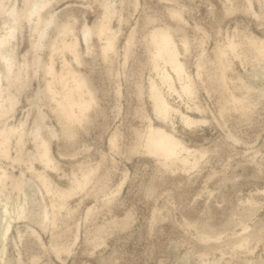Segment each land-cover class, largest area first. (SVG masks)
<instances>
[{
    "label": "rangeland",
    "instance_id": "rangeland-1",
    "mask_svg": "<svg viewBox=\"0 0 264 264\" xmlns=\"http://www.w3.org/2000/svg\"><path fill=\"white\" fill-rule=\"evenodd\" d=\"M38 1L4 0L13 16L0 8V36L15 28L4 46L12 68L0 56V175L17 180L0 179L1 198L11 211L26 208L0 236V264H264V62L244 52L247 39H264V0H41L37 15ZM104 22L110 31L86 43L84 29ZM159 28L171 31L195 91L189 100L165 87L167 119L149 93L151 78L160 84L150 42ZM111 33L116 49L105 54ZM68 43L78 45V60ZM62 69L82 74L95 97L71 134L56 110L74 85L71 74L56 78ZM176 110L207 122L189 128ZM150 126L174 134L197 160L184 164L180 155L165 165L148 152ZM57 188L76 193L61 206ZM237 236L248 238L244 249Z\"/></svg>",
    "mask_w": 264,
    "mask_h": 264
},
{
    "label": "bare ground",
    "instance_id": "bare-ground-1",
    "mask_svg": "<svg viewBox=\"0 0 264 264\" xmlns=\"http://www.w3.org/2000/svg\"><path fill=\"white\" fill-rule=\"evenodd\" d=\"M47 1V0H46ZM45 1V2H46ZM39 2H41V0L40 1H38L37 3H36V6H35V10H34V13L35 14H37V13H39V9H38V7H39ZM44 2V1H43ZM42 6V5H41ZM2 7V10H4V12L6 13V14H8L9 12V14L10 15H14L16 12V10H15V8H13V9H11L10 11L7 9V8H4V0H0V8ZM176 13H178V12H176ZM179 14V13H178ZM16 15V14H15ZM38 15V14H37ZM8 16V15H7ZM50 21V20H49ZM49 21H47L48 23H49ZM6 23V22H5ZM108 22H106V24H105V22L102 24V23H100V24H102V25H98L100 28L98 29V28H96L97 30H92V29H89V28H87V29H84V35H83V37H85V42L86 43H88L89 42V39H90V37H92V33L94 32V34H95V31H97V34H99V36H102L103 37V34H105V33H108L109 31H110V27H109V23L107 24ZM66 25V24H65ZM63 26V25H62ZM68 26V25H67ZM67 26H65V27H67ZM97 26V27H98ZM13 27V26H12ZM11 28V27H10ZM9 28V30H10V32H8V34H6V35H4V36H0V56L4 59H2L4 62H6L7 61V63H8V65H7V67H8V69H10V68H12V67H10L11 65H12V61H11V58L10 57H8V55H7V53H6V45H8L9 43H10V38L14 35V30L13 29H15V28H13V29H10ZM60 28H61V26H60ZM72 28V27H71ZM71 28H70V30H71ZM67 29H69V27H67L65 30H67ZM160 29V28H159ZM157 30V29H154L155 31L152 33V35L150 34V36H151V40H150V42L151 43H153V44H155V48H156V50H155V53L154 54H152V56H153V64H154V70H156V72H157V74H158V77H159V80H160V84L156 81V79H154V78H151V83H150V97H151V99H152V101H153V107H154V111L156 112V114L158 115V116H160V117H162V118H164V119H167L168 117H169V115H170V113L172 112V110H173V108H172V105H170V103H169V101H168V97H167V93L164 91V88L165 87H167L168 88V94L169 93H174V94H178V97L180 96L181 98L182 97H187V98H189V100L192 98V97H194V93H195V91H194V86L193 85H191L192 83L190 82V81H192V80H190L189 81V83L190 84H188L187 82H188V80L189 79H186V78H184V76L186 75L185 74V64L180 60V50H179V47H178V45H177V43H175V39L173 38V35L171 34V31L170 30ZM62 30H63V28H62ZM63 32H65V31H63ZM66 32H69V31H66ZM41 34V33H40ZM41 35H43V34H41ZM106 36V35H105ZM117 36V35H116ZM118 37V36H117ZM255 38H253L252 37V39L250 38L249 39V41H248V39H247V42L245 43V48H246V50L244 51V52H246L247 53V57H250V58H248V59H255L256 61H260V62H264V39L263 40H261V39H259V38H256V39H258V40H254ZM246 40V39H245ZM78 41V40H77ZM76 41V42H77ZM66 42V41H65ZM79 42V41H78ZM115 43H116V37H115V35L113 36L112 35V33H111V36H109L108 37V39H107V41L105 42V45L104 46H102V48H103V51H104V53L106 54H108L110 51H112V50H114V49H116L115 47ZM184 44V47L185 46H187V44L185 43V42H183ZM89 44V43H88ZM128 44V43H127ZM40 45V42L39 43H37L35 46H39ZM64 45V44H63ZM77 45V44H76ZM76 45L75 44H73V43H68V44H66V46H65V49H69L70 51L69 52H71L72 54H73V56L75 57V58H77V60L79 59V50L77 49V47H78V45H77V47H76ZM230 45V44H229ZM5 46V47H4ZM234 46H235V44L232 46L233 48H234ZM221 47V46H220ZM5 48V49H4ZM62 48V47H61ZM79 48V47H78ZM89 48V47H88ZM59 49V48H58ZM64 49V50H65ZM90 49V48H89ZM187 49V48H186ZM232 49V48H231ZM243 49V48H242ZM63 50V49H62ZM233 50V49H232ZM219 51V50H218ZM233 51H235V50H233ZM243 51V50H242ZM64 52V51H63ZM225 53L226 52H224V50H221L220 49V51L218 52V55H216L217 56V58L219 59H217L218 61H220V64H221V66L223 67V65L225 64V68H223L224 69V71L222 72V75H221V81H222V84H223V87H224V90H225V92L226 91H228L227 89H225V88H227V82L229 81V79H228V81H227V75H226V63H225V61H224V59H225ZM238 55V54H237ZM246 56V55H245ZM227 57V56H226ZM241 57V56H240ZM244 57V56H243ZM247 57H245V59L247 58ZM228 59V58H227ZM244 59V60H245ZM6 60V61H5ZM6 63V64H7ZM66 63V62H65ZM229 64V63H228ZM65 65V64H64ZM70 65V64H69ZM219 65V64H218ZM261 65V64H260ZM48 66H49V64H48ZM47 66V67H48ZM220 66V67H221ZM229 66V65H228ZM10 67V68H9ZM46 67V68H47ZM168 67H171V69L173 70V72H175V74L177 75V77H178V79H179V84L181 85V87H180V90L176 87V82L174 81V79H173V76H171V74L168 72ZM49 68V67H48ZM50 68L51 69H49L50 71L49 72H51V70H53L54 68H53V64L50 66ZM53 68V69H52ZM228 68V67H227ZM48 69H46V71H47ZM222 71V70H221ZM48 72V73H49ZM53 73H54V71H52ZM52 73V74H53ZM187 73V72H186ZM55 74V73H54ZM70 74H71V76H72V82L74 83V85H73V88L70 90L69 88H68V92H67V94H65L64 96H62L61 98L62 99H60L59 97V102L57 101V103L56 104H58V107L56 108V110L58 109V115L60 116V119L64 122V124L65 125H67L69 128H70V125H72V124H75V123H80V122H82L85 118H86V116H87V114H88V110L93 106V103L95 102V97H94V93H93V88L91 89V87L88 85V82H87V79L85 78V77H83L82 76V74L79 76V74H77V72H66V71H63V69L61 70V73H58V77H56V78H59L62 82H64L65 83V81H66V79H68L69 80V77H70ZM3 75V74H2ZM56 75V74H55ZM55 75H54V77H55ZM187 75H188V73H187ZM186 75V76H187ZM53 77V78H54ZM191 78V77H190ZM219 78V79H220ZM177 79V78H176ZM175 79V80H176ZM242 79V78H241ZM67 80V81H68ZM186 80V82H184ZM231 80V79H230ZM238 80V79H237ZM56 81H58L57 79H56ZM234 80H232L231 82H233ZM62 82H59V83H62ZM69 82V81H68ZM49 84H50V82H48ZM238 83V82H237ZM2 84V82H1V76H0V85ZM49 84H47V85H49ZM46 85V87H48ZM179 85V86H180ZM243 85V84H242ZM247 85V84H246ZM245 85V86H246ZM2 86V85H1ZM50 86V85H49ZM63 86H65V88H67L68 87V83H66V85H63ZM67 86V87H66ZM193 86V87H192ZM243 87V86H242ZM3 88V87H2ZM1 87H0V89L3 91V89H2ZM51 88V87H50ZM238 88H239V86H238ZM241 88V87H240ZM245 88V87H244ZM46 89H49V88H46ZM247 89V88H246ZM249 89V88H248ZM251 89V88H250ZM0 90V91H1ZM50 90V89H49ZM66 90V89H65ZM224 90H223V92H224ZM1 91V92H2ZM67 91V90H66ZM246 91V90H245ZM95 92V91H94ZM247 92H248V90H247ZM254 92V91H253ZM64 93V92H63ZM62 93V94H63ZM249 93H250V91H249ZM54 96H55V94H54ZM57 96V95H56ZM170 96V95H169ZM250 96V95H249ZM229 97V96H228ZM53 98V97H52ZM245 98V97H244ZM229 99V98H228ZM231 99H233V101L235 102V103H237L238 105H240V109L241 108H243V109H241V110H244L245 111V109H244V107H245V101L246 100H244V99H239L238 97H235V95L233 96V93H232V97H231ZM183 100V99H182ZM230 100V99H229ZM233 102V103H234ZM185 103V102H184ZM234 103V104H235ZM187 105V104H186ZM237 105V106H238ZM195 106V105H194ZM190 107V106H189ZM190 108H192V107H190ZM194 108H195V111L197 110L198 112H202L203 110H201L200 109V106L198 107V105L197 106H195V107H193V110H194ZM246 108V107H245ZM175 110V109H174ZM178 111H180V110H176V112L178 113ZM57 113V112H56ZM180 113H181V118H182V120H183V122L189 127V128H191V127H196L197 125H199V124H205L206 122H207V120L206 119H198V118H196V117H194V116H191V115H189L188 113L187 114H185V113H182L181 111H180ZM179 113V114H180ZM244 113V112H243ZM246 115V114H245ZM171 116V115H170ZM86 120V119H85ZM61 121V122H62ZM84 122V121H83ZM65 125H64V127H65ZM77 125H79V124H77ZM73 126V125H72ZM71 126V127H72ZM153 126V125H152ZM152 126H150L151 128H150V133H149V135L147 136V140H146V145H147V149H148V152L151 154H156V155H158V157L160 156V158H163L164 159V163H165V165H170V167L171 166H173V165H175V163H176V160H177V158H178V160H179V157H180V155L183 157V159H182V157H181V159L184 161H182L181 159V161L185 164H187V163H189L190 162V159H191V157H196V156H194V155H196V154H194L193 152H195V153H197L196 151H193L192 152V150L191 149H189L186 145H185V143L184 142H182V141H180L178 138H176L175 136H174V134L172 135V133L171 134H169L165 129H162V128H153ZM186 126V127H187ZM200 126V125H199ZM67 127V128H68ZM76 127V126H75ZM197 128V127H196ZM193 129H195V128H193ZM67 130V129H66ZM69 131V133L71 132L70 130H71V128L70 129H68ZM74 130V129H73ZM73 132V131H72ZM64 133V132H63ZM65 133H67V132H65ZM71 134V133H70ZM67 135V134H66ZM70 136V135H69ZM71 137V136H70ZM112 138V137H111ZM146 139V138H145ZM113 142H114V138H112L111 139ZM144 141V140H143ZM43 143H44V141H43ZM44 144H46L47 146H48V148H49V145L45 142ZM43 144V145H44ZM113 146V145H112ZM48 148H46V146H45V149L43 148V146H41V149H43V155H45V156H41V158L42 159H47L48 161H49V163L51 162H53L52 160V158H50L51 156H48L49 155V152H50V150L48 149ZM194 150V149H193ZM2 151V150H1ZM42 151V150H41ZM3 152H4V150H3ZM41 153V152H40ZM51 153V152H50ZM41 155H42V153H41ZM44 157H46V158H44ZM177 160V161H178ZM196 160H197V157H196ZM44 161V160H43ZM195 161V160H194ZM45 163H46V161H44ZM196 162V161H195ZM194 162V163H195ZM50 163V164H51ZM47 164V163H46ZM189 164H191V163H189ZM47 165H49V164H47ZM46 165V166H47ZM177 165V164H176ZM51 165H49V167H50ZM54 167H56V166H54ZM174 167V166H173ZM172 167V168H173ZM176 167V166H175ZM3 171V170H2ZM4 172H6V171H4ZM36 173V172H35ZM5 174V173H4ZM7 174V173H6ZM22 174V173H21ZM40 177H39V179H42L41 178V176L42 175H40V174H44V173H37ZM8 175V174H7ZM7 175H4V177H3V175L1 174L0 175V179H1V183H2V181H4V180H2V178H5L6 180H7V178L5 177V176H7ZM11 176V175H10ZM10 176H7L9 179L8 180H11L10 178L12 177H10ZM89 176V175H88ZM87 175H86V177H84V178H86L87 179V182L89 181L88 179L91 177V176H89L88 177ZM21 177V176H20ZM45 177H47V176H45ZM44 177V178H45ZM14 178H16L15 176H14ZM13 177H12V181H13V179H14ZM43 178V179H44ZM83 178V177H82ZM86 179H84V180H86ZM91 179V178H90ZM7 180V181H8ZM45 180V179H44ZM47 181H45V183L46 182H48V181H50V180H48V179H46ZM78 180V179H77ZM80 181L82 180V179H79ZM78 180V181H79ZM14 181H17L16 179H14ZM13 181V182H14ZM77 181V182H78ZM23 182V181H22ZM28 182H30V181H28ZM42 182H43V180H42ZM76 182V181H75ZM75 183V184H77V187H78V183ZM82 182V181H81ZM0 183V184H1ZM20 183V182H19ZM27 183V182H26ZM26 183H24V185L26 184ZM44 183V184H45ZM50 183V182H49ZM83 183V182H82ZM85 183H86V181H85ZM84 183V184H85ZM3 184V183H2ZM1 184V185H2ZM48 184V183H47ZM80 182H79V187H80ZM105 184V183H104ZM17 185V184H16ZM16 185L14 186V185H12V186H14V189H15V187H16ZM22 185H23V183L21 184V185H17V186H21L22 187ZM45 186V185H44ZM52 186V185H51ZM51 186H50V184H49V188L51 189ZM85 186H86V184H85ZM105 186V185H104ZM53 187V186H52ZM57 187V186H56ZM73 187V186H72ZM81 187H82V185H81ZM80 187V189L82 190L83 189V187L81 188ZM5 188V186L3 185V189ZM18 189H19V187H17ZM43 188H46V187H43ZM103 188V187H102ZM3 189H1V190H3ZM13 189V190H14ZM17 189V190H18ZM47 190H48V188H46ZM49 189V190H50ZM53 189V188H52ZM79 189V188H78ZM105 189V188H104ZM0 190V201L2 202V207H1V214H0V236L2 235L5 239L3 240V241H5L6 240V237H7V235H8V233L10 232V230H11V228H12V226H13V221H14V215L13 216H11L14 212L17 214V217L18 218H20V217H22V215L26 212V208H25V206L23 205L24 204V201H23V204H20V205H17V207H16V209L15 210H13V211H11V209H10V203H9V198L8 199H4V200H2V191ZM21 190L23 191L24 190V188L22 187L21 188ZM54 190H56L55 188H54ZM72 190H73V188L72 189H70V190H65V189H58L57 188V191H58V194L60 195L59 197H60V204H61V206H63V205H65L66 204V200H67V197H69V195H73L74 194V192H72ZM77 190V189H76ZM3 191H5V190H3ZM20 191V190H19ZM21 191V192H22ZM104 191V190H103ZM24 192V191H23ZM56 192V191H55ZM100 192H101V190H100ZM118 192V191H117ZM10 193V192H9ZM25 193V192H24ZM53 193V192H52ZM73 193V194H72ZM76 193V192H75ZM26 195V194H25ZM54 195V194H53ZM5 196V195H4ZM7 196H9V195H7ZM24 196V195H23ZM58 197V196H57ZM111 197V196H110ZM250 197H248V199H249ZM59 200V199H58ZM247 201H250V200H247ZM248 203V202H247ZM1 204V203H0ZM58 205V204H57ZM56 205V206H57ZM53 206H55V205H53ZM55 206V207H56ZM58 207V206H57ZM60 207V206H59ZM58 207V208H59ZM65 207V206H64ZM45 209V208H44ZM47 209V211H44L41 215H43L44 214V217L45 216H47V218H48V216H50L49 214L51 213L49 210H48V208H46ZM45 209V210H46ZM54 210V209H53ZM60 210V209H59ZM90 210V209H89ZM43 211V210H42ZM54 213H55V211H53ZM89 212H91V211H89ZM88 212V213H89ZM255 212V211H254ZM43 217V216H42ZM43 217V218H44ZM56 217V216H55ZM55 217L53 218V219H55ZM87 219V218H86ZM44 220H46V219H44ZM48 220V219H47ZM57 221V220H56ZM49 222V221H48ZM53 222V221H52ZM55 222V221H54ZM53 222V223H54ZM115 222V221H114ZM116 224V223H115ZM191 224H193V223H191ZM195 224V223H194ZM54 225V224H53ZM123 225V224H122ZM240 225V224H239ZM189 226H190V224H189ZM194 226H196V224L194 225ZM249 227V226H248ZM243 228H245V227H243ZM246 230V229H245ZM256 231V230H255ZM98 234V233H97ZM244 234V233H243ZM242 235V234H241ZM248 235V234H247ZM253 235V234H252ZM205 236V235H204ZM210 236H212V235H210ZM250 236V235H249ZM248 236V237H249ZM206 237V236H205ZM209 237V236H208ZM213 237V236H212ZM238 237V236H237ZM239 238V237H238ZM99 239V238H98ZM97 240V239H96ZM200 240V239H199ZM208 240V239H207ZM213 240V239H212ZM218 240V239H217ZM221 240V239H220ZM259 240V239H258ZM248 241V238L246 237V236H244V237H240L239 239H237V240H234V242L233 243H235V245H239V247H243V245H247V242ZM78 242V241H77ZM59 243V242H58ZM230 243V242H229ZM249 243V242H248ZM69 244V243H68ZM232 244V243H231ZM225 245V244H224ZM245 245V246H246ZM249 245V244H248ZM2 249H1V253H3V251H4V249H5V245H4V243L2 244ZM100 246V245H99ZM238 246H236V250H237V248H239ZM57 248V247H56ZM234 248V247H233ZM252 248V247H251ZM235 249V248H234ZM243 249H244V247H243ZM60 249L58 248V251H59ZM217 250V249H216ZM247 250V249H246ZM249 250V249H248ZM256 250V249H255ZM251 251H254V250H252L251 249ZM69 252V251H68ZM72 252V251H71ZM205 253V252H204ZM58 254V253H57ZM60 254V253H59ZM201 254V253H200ZM199 254V255H200ZM61 255V254H60ZM59 256V255H58ZM205 256V255H204ZM253 260V259H252Z\"/></svg>",
    "mask_w": 264,
    "mask_h": 264
}]
</instances>
